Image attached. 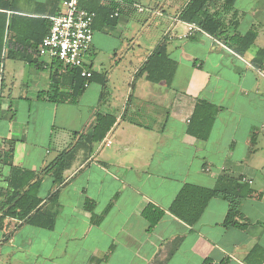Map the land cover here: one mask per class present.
<instances>
[{
    "label": "crops",
    "instance_id": "0c3cea01",
    "mask_svg": "<svg viewBox=\"0 0 264 264\" xmlns=\"http://www.w3.org/2000/svg\"><path fill=\"white\" fill-rule=\"evenodd\" d=\"M62 1L0 8L14 26L3 36L0 156L37 175L44 209L59 192L52 229L4 218L0 264H264V0H237L230 11L212 0L219 34L199 27L188 37L190 23L180 15L192 0H79L96 18L85 60L92 77L76 102L73 69L38 54L44 30L37 20L50 21ZM250 32L255 40L243 51L233 39ZM162 43L177 63L170 86L139 75ZM29 53L40 68L21 58ZM54 86L67 100L41 96ZM198 101L219 108L207 140L188 132ZM98 113L115 115V126L90 152L80 149L55 186L44 170L91 135ZM10 175L0 162V189ZM221 177L252 191L239 208L246 227L224 226L229 203L221 198L194 226L168 211L185 184L212 189ZM150 204L165 211L154 227L143 216Z\"/></svg>",
    "mask_w": 264,
    "mask_h": 264
},
{
    "label": "trees",
    "instance_id": "16d2710c",
    "mask_svg": "<svg viewBox=\"0 0 264 264\" xmlns=\"http://www.w3.org/2000/svg\"><path fill=\"white\" fill-rule=\"evenodd\" d=\"M211 1L212 0H192L182 11L180 19L186 23L196 24L210 35H218L222 27V22L215 14L210 13L209 6ZM236 1L237 0H223L224 9L230 11ZM0 8L11 12L19 11L17 8V0H0ZM37 21L41 29L44 30L43 39L49 33L51 22L48 19ZM13 28V22L10 20L7 13H0V64L4 49L3 36L6 31L13 30ZM255 37L256 34L250 32L242 38H234L233 41L241 44L244 51L251 46ZM42 39L37 41V43L39 44ZM10 56L12 57L13 55ZM21 58L37 68H40L39 60L38 58L34 59L33 53L23 55ZM176 69L177 63L168 58L166 44L162 43L156 48L146 64L142 67L139 75L144 76L146 80L152 83L158 84L164 82L167 86H170ZM69 72L73 77L75 89L71 102H76L83 93L85 83L88 80L81 76V69H73ZM56 77H58V75L53 76V78ZM57 83L58 81H55V84ZM54 87L55 91L53 94L43 93L41 96L48 95L49 99L53 102L67 100L68 96L61 93L57 86ZM218 113L219 108L206 101H198L192 116L188 131L189 134L198 139L207 140ZM116 122L117 118L115 115L98 113L91 135L82 136L74 148L63 152L43 173L51 174L55 186L62 185L65 180L64 174L71 168L77 152L80 149H85L87 152H90L95 143H99L105 139ZM0 162L11 166L8 189H0V213L2 214L0 223L8 216L19 217L21 219L28 217V222L32 225L45 229H52L55 220V213H53L52 208L57 205L59 192H54L49 198L52 208L44 209L43 206H41L43 200L38 197L40 183L38 180L35 181L37 175L33 172L13 166L12 163L7 160L6 155L0 156ZM251 195L252 191L249 190L246 185L242 184L241 181L228 177H221L217 185L212 189L185 184L168 211L186 224L194 226L201 218L209 201L213 198H221L229 203V211L224 226H233L242 229L247 225L238 223V219H244L239 208L241 202ZM85 209L93 212L95 209L94 202L87 199L85 202ZM164 214V210L152 204L148 205L143 211V216L149 221L151 227H154L162 219ZM95 221L99 223L101 217H96Z\"/></svg>",
    "mask_w": 264,
    "mask_h": 264
},
{
    "label": "built area",
    "instance_id": "2783aa9c",
    "mask_svg": "<svg viewBox=\"0 0 264 264\" xmlns=\"http://www.w3.org/2000/svg\"><path fill=\"white\" fill-rule=\"evenodd\" d=\"M61 5L62 10L50 18V30L40 43L38 54L59 60L69 68L81 69V76L89 80L92 73L85 68V60L93 44L96 13L82 9L79 0H63ZM188 27L186 37L201 31L196 24ZM88 85L86 82L85 87Z\"/></svg>",
    "mask_w": 264,
    "mask_h": 264
}]
</instances>
